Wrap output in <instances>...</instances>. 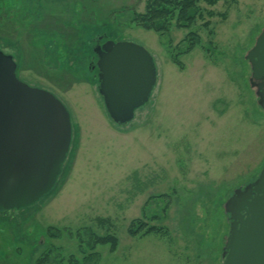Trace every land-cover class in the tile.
Masks as SVG:
<instances>
[{
	"label": "rangeland",
	"instance_id": "374dc122",
	"mask_svg": "<svg viewBox=\"0 0 264 264\" xmlns=\"http://www.w3.org/2000/svg\"><path fill=\"white\" fill-rule=\"evenodd\" d=\"M145 1L0 0V50L19 79L64 104L72 128L52 190L0 211V264H222L223 205L264 165V110L245 58L264 0L201 2L211 17L159 33L133 18ZM191 31L199 42L186 51ZM99 39L140 44L156 66L148 101L125 125L97 90ZM91 231L114 235L115 248L94 245Z\"/></svg>",
	"mask_w": 264,
	"mask_h": 264
},
{
	"label": "water",
	"instance_id": "95a60500",
	"mask_svg": "<svg viewBox=\"0 0 264 264\" xmlns=\"http://www.w3.org/2000/svg\"><path fill=\"white\" fill-rule=\"evenodd\" d=\"M93 52L105 111L114 124L125 125L156 84L154 60L127 40L106 39ZM245 58L250 86L264 110V27ZM15 71L13 56L0 50V211L33 205L54 187L72 135L64 104ZM223 207L229 231L222 264H264V165L255 180L233 190Z\"/></svg>",
	"mask_w": 264,
	"mask_h": 264
},
{
	"label": "trees",
	"instance_id": "16d2710c",
	"mask_svg": "<svg viewBox=\"0 0 264 264\" xmlns=\"http://www.w3.org/2000/svg\"><path fill=\"white\" fill-rule=\"evenodd\" d=\"M217 1L218 0H146L144 11L142 13H133V18L139 26L145 29H152L158 33L167 31L171 23H174L176 28L191 29L197 19H203L204 14L209 17L214 14L212 10H204L200 6V3L205 2L207 5L211 6L217 3ZM206 25H209L207 20L205 21V26ZM186 40H188L186 51L191 50L199 42L198 36L192 31L187 34ZM98 221L101 223L102 220L98 219ZM134 221L135 220H132V225L129 227V232L132 235L140 228V224L136 228H133ZM149 229L153 231L155 228L148 227L146 231ZM48 231L50 235H54L52 232H56L57 230L48 228ZM90 236L93 238L94 245L109 244L111 249H114L116 246V238L114 235L107 234L105 236H97L91 231Z\"/></svg>",
	"mask_w": 264,
	"mask_h": 264
},
{
	"label": "flooded vegetation",
	"instance_id": "af4514ba",
	"mask_svg": "<svg viewBox=\"0 0 264 264\" xmlns=\"http://www.w3.org/2000/svg\"><path fill=\"white\" fill-rule=\"evenodd\" d=\"M101 44V39L97 40L96 43L94 44L93 46V50H94V47L97 46V45H100ZM264 80V79H263ZM264 89V88H263Z\"/></svg>",
	"mask_w": 264,
	"mask_h": 264
}]
</instances>
